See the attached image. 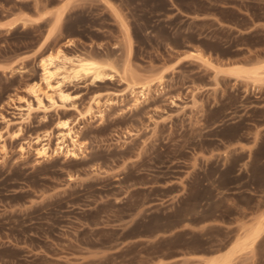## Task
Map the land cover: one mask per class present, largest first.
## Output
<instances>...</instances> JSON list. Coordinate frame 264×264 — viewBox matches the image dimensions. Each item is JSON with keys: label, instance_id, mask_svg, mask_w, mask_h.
Listing matches in <instances>:
<instances>
[{"label": "rangeland", "instance_id": "rangeland-1", "mask_svg": "<svg viewBox=\"0 0 264 264\" xmlns=\"http://www.w3.org/2000/svg\"><path fill=\"white\" fill-rule=\"evenodd\" d=\"M58 48L118 73L68 84L76 109L37 108L25 87ZM262 63L264 0H0V264H204L224 250L264 215V84L227 71ZM132 73L151 84L138 105ZM11 95L34 105L28 119ZM95 99L104 117L80 115ZM59 117L84 152L38 159ZM230 264H264V233Z\"/></svg>", "mask_w": 264, "mask_h": 264}, {"label": "bare ground", "instance_id": "bare-ground-1", "mask_svg": "<svg viewBox=\"0 0 264 264\" xmlns=\"http://www.w3.org/2000/svg\"><path fill=\"white\" fill-rule=\"evenodd\" d=\"M66 10L67 7L63 6L56 13L55 24L62 21ZM189 53L198 59L204 57L202 50L199 48L190 50ZM39 66L42 71L40 78L27 83L25 91L35 98L37 108L43 109L50 107L55 109L58 107L68 108L69 106L76 109L74 102L76 96L69 91L68 84L80 79H87L91 83L101 82L113 78L118 73L117 69L110 63L83 54L69 55L62 48H58L55 53L40 58ZM227 73L237 79L249 81L253 86L264 84L263 63L249 69L233 68ZM124 74H128V69L124 70ZM128 84L135 105L141 103L142 99L143 101L146 99L151 88L150 83L142 81V78L132 73L131 82ZM16 96L17 98H15V95H11L9 100L10 102L15 100L26 102L25 106L18 107L23 111L20 113V117L22 120H26L35 107L25 97ZM43 98L48 100L49 107L44 105ZM96 112L98 115H96ZM80 115L103 118L104 111L101 109L100 100L95 99ZM56 128L59 130V140L55 147H52L50 132L47 133L45 139L37 136L36 143L40 146L34 150L38 159H49L58 154H64L66 157H78L80 152H84L85 141L81 140L79 132L74 130L72 122L68 118L59 117ZM20 149L22 152L26 151L24 146H21ZM263 233L264 215L255 222L242 227L241 231L224 250L205 255L203 258L204 264H230L241 252L253 249Z\"/></svg>", "mask_w": 264, "mask_h": 264}]
</instances>
